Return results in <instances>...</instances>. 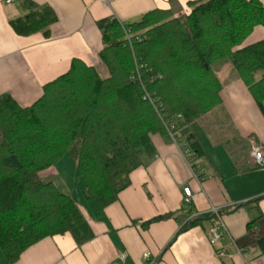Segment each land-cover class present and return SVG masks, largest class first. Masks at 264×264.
<instances>
[{"label":"trees","instance_id":"1","mask_svg":"<svg viewBox=\"0 0 264 264\" xmlns=\"http://www.w3.org/2000/svg\"><path fill=\"white\" fill-rule=\"evenodd\" d=\"M189 6L192 11L182 17L155 10L124 26L113 19L100 21L99 59L107 78L96 67L74 60L31 106L0 99V264H16L31 247L84 223L76 200L41 177L66 156L84 181L85 200L100 209L130 188L131 175L143 166L135 144L145 136L168 133L156 109L144 100L146 93L164 121L181 116L175 133L185 139L196 161L206 157L195 135L198 121L222 105L216 62L229 59L264 117V40L249 41L264 29L263 4L195 0ZM22 7L26 15L10 21L14 32L21 37L42 33L49 39L58 20L55 12L31 0ZM13 157L18 165L6 162ZM258 223L264 224V218L250 223L248 232L263 256L264 235L256 236L254 230Z\"/></svg>","mask_w":264,"mask_h":264},{"label":"crops","instance_id":"2","mask_svg":"<svg viewBox=\"0 0 264 264\" xmlns=\"http://www.w3.org/2000/svg\"><path fill=\"white\" fill-rule=\"evenodd\" d=\"M4 1L0 0V99L11 97L29 107L42 96L44 86L70 70L74 60L93 66L91 62L99 59L100 21L136 23L155 10L188 15L189 3L195 0H31L57 15L49 39L42 33L18 36L10 21L26 15L24 0ZM259 1L264 6V0ZM260 40L264 29L249 39ZM216 74L223 86L220 108L235 136L232 144L215 145L220 146L214 149L219 154H213L195 133L206 157L188 160L196 162L193 169L199 181L182 158L181 150L188 148L183 139L185 145L168 133L145 136L140 148L135 144L143 166L131 175L130 188L117 202L102 210L83 196L77 204L84 223L31 247L16 264H109L120 257L119 264H264V255L258 256L255 237L248 232L250 223L264 218V172L255 168L250 155L251 140L264 149V117L233 68L222 66ZM69 158L41 177L61 175L64 166L72 170ZM186 187L193 199L185 196ZM213 209L220 211L227 230V237L215 246L209 239L218 224ZM166 215L171 216L148 225ZM262 223L254 228L256 236L264 235Z\"/></svg>","mask_w":264,"mask_h":264},{"label":"rangeland","instance_id":"3","mask_svg":"<svg viewBox=\"0 0 264 264\" xmlns=\"http://www.w3.org/2000/svg\"><path fill=\"white\" fill-rule=\"evenodd\" d=\"M3 4H5L4 0H3ZM17 6H18V8H20L19 4H17ZM20 11L24 15V12L21 9H20ZM182 16H185V15H178V16L174 15V17H182ZM125 33H126V38L128 40H130L131 39L130 31L126 30ZM91 65H93L94 67L97 68V70L100 72V74L103 78L109 77V73H108L106 67L103 65V63L101 62L100 59L96 60L93 63L91 62ZM226 65L233 68L230 64L229 59H225V60H222L220 62H216L213 65V69L216 73L220 67L226 66ZM233 70H234V68H233ZM234 72H236V71L234 70ZM261 75H262L261 73L257 74L258 80L260 79ZM149 104H151L150 101H149ZM198 123H199V128L196 130V132L198 131V137L202 141L204 147H206L209 151H211V153L214 154V153L218 152L217 154H219V151H217L218 149H216V152L214 151V149L217 147H220V146H215V145H220V143H223L225 145L227 143L232 144V142L234 140V136H235L234 131L232 130L231 124L229 123L226 115L221 111L220 107L215 108L210 113L201 117L199 119ZM144 140H146V138H143L139 142H137L136 147L140 148L141 142H143ZM177 140H179V139H177ZM177 140H174V141L178 143V142H181V140H182V141H184L185 144H187L183 137L181 138L180 141H177ZM254 142H255L254 140H251V143H254ZM181 143L183 145H185L183 142H181ZM186 150H189V148L183 149L184 152ZM189 153L192 155L191 151ZM218 156H220V155H218ZM69 159H66L64 162H67V160H69ZM6 162L8 164L13 165V166L18 165L17 164L18 161L14 157L11 159H8ZM64 162L60 165V172H62L61 168L65 164ZM70 162L72 164V170L69 168H66V166H64L65 170H64L63 174L54 175L50 178H45V179L42 178V179H44V182H46V183L55 184L62 193L67 194V195H71L76 200V203H81V199L83 198L82 189L84 187V181H83L82 177L80 176L75 163L72 160ZM192 165H193V163H192Z\"/></svg>","mask_w":264,"mask_h":264},{"label":"built area","instance_id":"4","mask_svg":"<svg viewBox=\"0 0 264 264\" xmlns=\"http://www.w3.org/2000/svg\"><path fill=\"white\" fill-rule=\"evenodd\" d=\"M7 4H12L13 3V0H7L6 1ZM121 25L124 26V22H120ZM144 100H147V101H150L151 104L153 105V107L156 109L157 113L159 114V116L162 118L164 124H165V127L167 129V132L168 134L174 139V140H177V141H180L182 136L179 134V133H175V130H176V126H177V122L181 120V116H177V117H173V118H170V119H167L164 121V118L163 117V114L162 112H160L159 110V106L156 105V101L154 99L151 98V96L146 93L145 94V98ZM189 150H186L185 152L183 150H181V155H182V158L185 160V163L186 165L188 166V168L190 169L191 171V175L197 179V181H199V178L197 176V174L195 173L194 169H193V165H192V162H190L188 159L190 156H192L190 153ZM189 153V154H188ZM251 158H252V161L254 163V166L257 170L261 171V172H264V149L263 147L254 142V143H251ZM184 194L187 198L189 199H193L194 197V194L192 193L191 189L186 187L184 188ZM212 214L217 218V226H215L209 233V239H210V243L215 246L217 244H219L225 237H227V230L226 228H224L223 224H222V219H221V216H220V211L217 210V209H213L212 211ZM145 258L148 262H150V254H146L145 255ZM119 262H111L109 264H119L120 262L123 261V257H120Z\"/></svg>","mask_w":264,"mask_h":264}]
</instances>
